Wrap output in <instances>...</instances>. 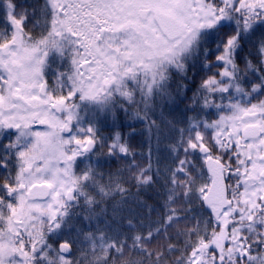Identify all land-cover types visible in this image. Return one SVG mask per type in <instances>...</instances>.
<instances>
[{
    "label": "snow or ice",
    "instance_id": "obj_1",
    "mask_svg": "<svg viewBox=\"0 0 264 264\" xmlns=\"http://www.w3.org/2000/svg\"><path fill=\"white\" fill-rule=\"evenodd\" d=\"M0 264H264V0H0Z\"/></svg>",
    "mask_w": 264,
    "mask_h": 264
},
{
    "label": "trees",
    "instance_id": "obj_2",
    "mask_svg": "<svg viewBox=\"0 0 264 264\" xmlns=\"http://www.w3.org/2000/svg\"><path fill=\"white\" fill-rule=\"evenodd\" d=\"M138 127H139V126H138ZM124 131L126 132V131H128V129H124ZM133 145H135V141H133ZM133 191H135V189H133ZM150 195H151V193H142V196H143L144 198H147V197H149ZM148 202H149V203H152L153 201H152L151 199H149Z\"/></svg>",
    "mask_w": 264,
    "mask_h": 264
}]
</instances>
